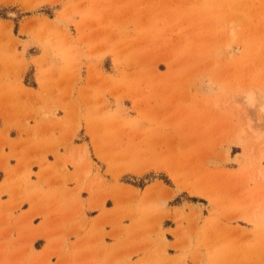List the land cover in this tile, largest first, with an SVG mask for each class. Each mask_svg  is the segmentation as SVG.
Segmentation results:
<instances>
[{"label": "rangeland", "instance_id": "rangeland-1", "mask_svg": "<svg viewBox=\"0 0 264 264\" xmlns=\"http://www.w3.org/2000/svg\"><path fill=\"white\" fill-rule=\"evenodd\" d=\"M0 18L70 117L34 201L64 221L57 264H264V0H0Z\"/></svg>", "mask_w": 264, "mask_h": 264}, {"label": "crops", "instance_id": "crops-1", "mask_svg": "<svg viewBox=\"0 0 264 264\" xmlns=\"http://www.w3.org/2000/svg\"><path fill=\"white\" fill-rule=\"evenodd\" d=\"M22 29L18 26L15 34L12 22L0 18V264H44L49 260V264H57L59 257L54 255L55 240L64 221L61 222L54 214L47 218L41 215H47L49 209L47 205L34 201L38 188L43 191L49 189L48 175L52 170L51 164H54L50 155L56 160L58 151L65 155V159L70 158L61 145L66 137L60 134L63 120H70V117L56 108L50 112L41 106L46 97L45 89L38 81L41 66L36 61L41 63L45 60H42L43 52L29 54V49L24 50V44L16 39ZM15 46L16 53L23 54L26 61L22 74L11 57ZM48 61L59 68L55 69L59 74L63 64L56 58ZM50 77L52 74L46 75V78ZM47 113L53 114L54 118L47 121L44 118ZM71 146L86 145L72 141ZM60 147L62 151H59ZM73 172L72 169L70 174ZM29 173L30 181H26ZM75 187L74 184L69 189ZM29 232L36 235L30 237ZM68 242L75 244L78 240L69 239ZM30 248L32 253L27 255ZM68 252L70 256L74 255L71 246Z\"/></svg>", "mask_w": 264, "mask_h": 264}]
</instances>
